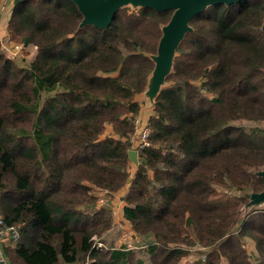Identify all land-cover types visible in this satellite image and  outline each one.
<instances>
[{
  "label": "trees",
  "instance_id": "1",
  "mask_svg": "<svg viewBox=\"0 0 264 264\" xmlns=\"http://www.w3.org/2000/svg\"><path fill=\"white\" fill-rule=\"evenodd\" d=\"M172 14L122 8L109 29L79 30L70 0L15 8L8 35L32 55L20 66L0 41V217L21 232L3 242L10 264H183L192 248L207 250L194 264H264V208L242 211L264 191V1L192 20L148 119L151 145L135 148L137 97ZM127 185L142 248H99L114 220L99 194L109 204Z\"/></svg>",
  "mask_w": 264,
  "mask_h": 264
},
{
  "label": "water",
  "instance_id": "2",
  "mask_svg": "<svg viewBox=\"0 0 264 264\" xmlns=\"http://www.w3.org/2000/svg\"><path fill=\"white\" fill-rule=\"evenodd\" d=\"M31 0H11L6 10V21L13 14L15 8L24 2ZM80 11L83 19L79 25V30L87 26L107 30L112 25L116 14L122 8H132L139 10L149 8L162 13L173 11L170 21L163 25L162 37L159 41L157 53L151 54L150 58L154 62V69L148 80V86L143 94L148 101V108L154 109L160 92L167 84V78L173 72L174 61L179 51L181 43L186 35L193 31L192 20L205 12L208 8L216 5L239 4L243 0H70ZM264 1V0H263ZM262 30L264 31V21ZM130 161L138 166V153L136 150L129 151ZM258 177L264 178V170L256 172ZM247 200L242 211L248 212L252 208L264 207V191L245 194Z\"/></svg>",
  "mask_w": 264,
  "mask_h": 264
},
{
  "label": "rangeland",
  "instance_id": "3",
  "mask_svg": "<svg viewBox=\"0 0 264 264\" xmlns=\"http://www.w3.org/2000/svg\"><path fill=\"white\" fill-rule=\"evenodd\" d=\"M4 1V0H3ZM11 1V0H8ZM6 4V2H5ZM9 4V2L7 3ZM7 6V5H6ZM4 7V6H3ZM132 9V8H131ZM134 10V9H132ZM6 17V15H5ZM4 14H0V19L2 18V20L5 18ZM6 21V19H5ZM1 29L0 28V33H1ZM0 37H2V35L0 34ZM2 52L8 57V58H12L17 60L18 64L20 66H27L31 60V55H32V51L29 50L28 48L26 49V47L19 42L18 40H11L8 32L6 36H3L2 38ZM1 41V40H0ZM19 45H23L25 47L24 51L22 52H17L18 49L17 47ZM140 102L143 104L142 105V111H143V115L141 120H143L145 123H148V119L150 117L152 113L153 109L148 108V101L144 99L143 94L139 96ZM145 118L147 120H145ZM140 119V118H139ZM112 133V127L108 126L107 130H106V134H111ZM131 172H134V168L133 165L131 163ZM133 174V173H132ZM101 197V200L98 203V206H110L113 209V225L111 227V229L104 233V235L102 236V238L95 236L94 237V241H95V245L98 246L99 248H102L103 246H107L108 248L110 247H115V248H122V247H128V248H137V246H139V249L142 248L141 247V241L138 239V237L136 236L135 232L133 231V228L131 226V223L129 221H127L124 218V213H123V202L122 199H120L119 197L116 198L115 204L109 203L107 204L104 198V193H100L99 194ZM117 196V195H115ZM115 199V197H114ZM126 203V202H125ZM125 207V206H124ZM264 208V207H263ZM257 209V208H256ZM247 246L246 249L248 250V252L250 254H252V258L254 256L253 252H254V243L251 240H248L246 242ZM190 253L187 256L186 260H184L183 264H194L196 261L200 260L201 258H205L206 257V249H200V248H192L189 249Z\"/></svg>",
  "mask_w": 264,
  "mask_h": 264
},
{
  "label": "built area",
  "instance_id": "4",
  "mask_svg": "<svg viewBox=\"0 0 264 264\" xmlns=\"http://www.w3.org/2000/svg\"><path fill=\"white\" fill-rule=\"evenodd\" d=\"M7 2V0H4ZM2 41V39H0ZM18 53L24 51L25 47L19 45L17 47ZM151 129L148 123H145L141 119L136 120V135L131 140L135 148L144 149L150 147L151 141ZM21 239V232L16 225H7L5 220L0 217V264H10L3 250V242L7 240H13L18 242Z\"/></svg>",
  "mask_w": 264,
  "mask_h": 264
},
{
  "label": "crops",
  "instance_id": "5",
  "mask_svg": "<svg viewBox=\"0 0 264 264\" xmlns=\"http://www.w3.org/2000/svg\"><path fill=\"white\" fill-rule=\"evenodd\" d=\"M7 5V2H6V4H5V2L3 1V4L1 5V7H0V14H4V17H5V15H6V10H4V8H3V6H6ZM6 7H8V6H6ZM5 19L6 18H4L3 20H2V18L0 19V28H2L1 29V35H2V37L3 36H6L7 35V21H5ZM2 37H0V38H2ZM140 97L138 96L137 97V100H139L140 101ZM143 113V111L141 110V113H140V119L142 118V114ZM149 114H151V113H149ZM144 120V119H143ZM145 120H147L146 118H145ZM135 135H136V133H135ZM133 165V164H132ZM133 168H134V172H131V173H133V174H131L132 175V178L134 177V174H135V170H136V166L135 165H133ZM128 189H129V185H127V186H125L121 191H119L116 195L117 196H115V199L113 200L114 202H113V204H115V201H116V198L117 197H119L120 199H122V202H123V209H124V206L126 205V203H125V201L123 200V198L125 197V195L127 194V192H128Z\"/></svg>",
  "mask_w": 264,
  "mask_h": 264
}]
</instances>
